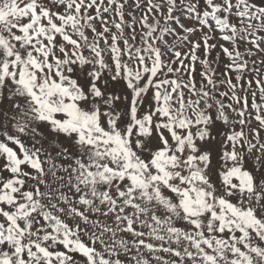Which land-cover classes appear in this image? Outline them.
<instances>
[{
    "label": "snow or ice",
    "instance_id": "1",
    "mask_svg": "<svg viewBox=\"0 0 264 264\" xmlns=\"http://www.w3.org/2000/svg\"><path fill=\"white\" fill-rule=\"evenodd\" d=\"M0 264H264V0H0Z\"/></svg>",
    "mask_w": 264,
    "mask_h": 264
}]
</instances>
